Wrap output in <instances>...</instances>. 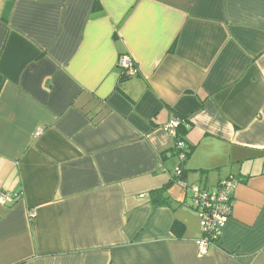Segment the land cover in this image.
Returning a JSON list of instances; mask_svg holds the SVG:
<instances>
[{"label":"crops","instance_id":"0c3cea01","mask_svg":"<svg viewBox=\"0 0 264 264\" xmlns=\"http://www.w3.org/2000/svg\"><path fill=\"white\" fill-rule=\"evenodd\" d=\"M229 177L199 256L180 181ZM1 192L0 264H264V0H0Z\"/></svg>","mask_w":264,"mask_h":264},{"label":"built area","instance_id":"2783aa9c","mask_svg":"<svg viewBox=\"0 0 264 264\" xmlns=\"http://www.w3.org/2000/svg\"><path fill=\"white\" fill-rule=\"evenodd\" d=\"M119 68L128 75L134 76L137 72L134 62L126 55H122L118 61ZM181 120L178 117L172 118L164 125V130L175 136ZM40 131L37 132L39 134ZM178 157L181 161L186 158V151L183 141L175 144ZM182 172L180 166L176 168V175ZM180 183L190 191L191 206L195 211L201 230V237L197 240V254L204 256L211 246L219 244L223 229L227 224L233 207V191L237 185L235 178L229 177L221 180L213 189L201 188L196 185L187 186ZM17 195L10 196L0 193V203H11Z\"/></svg>","mask_w":264,"mask_h":264},{"label":"trees","instance_id":"16d2710c","mask_svg":"<svg viewBox=\"0 0 264 264\" xmlns=\"http://www.w3.org/2000/svg\"><path fill=\"white\" fill-rule=\"evenodd\" d=\"M137 69V68H136ZM122 71V74H121V79L122 80H125V79H127L128 77H131L130 75H128V73H126L124 70H121ZM137 73H138V71L136 72V74L134 75V76H136L137 75ZM180 127L181 128H184L185 130L187 129V127L186 126H183L181 123H180V126L178 127V129H180ZM185 130H180L179 131V136L180 137H182V133L185 131ZM177 132H178V130H177ZM176 136H178V133H177V135ZM180 137H179V139L178 140H181L182 141V139L183 138H181L180 139ZM183 144H184V148H185V151H186V156L188 155V151L186 150L187 149V147H186V145H185V142H183ZM175 150H176V148H175ZM177 152V151H176ZM182 173L183 172H181L179 175H178V177H182ZM181 180V179H180ZM165 188H162V189H158V190H156V191H153L152 192V201H153V204L156 206V205H162V204H165V203H168V198L167 197H165L164 196V192H165Z\"/></svg>","mask_w":264,"mask_h":264},{"label":"rangeland","instance_id":"374dc122","mask_svg":"<svg viewBox=\"0 0 264 264\" xmlns=\"http://www.w3.org/2000/svg\"><path fill=\"white\" fill-rule=\"evenodd\" d=\"M181 167V166H180ZM182 169V168H181ZM183 182V180H181Z\"/></svg>","mask_w":264,"mask_h":264}]
</instances>
